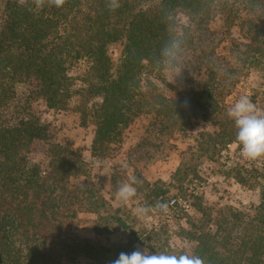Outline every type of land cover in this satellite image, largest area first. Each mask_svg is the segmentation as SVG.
<instances>
[{"label": "trees", "instance_id": "1", "mask_svg": "<svg viewBox=\"0 0 264 264\" xmlns=\"http://www.w3.org/2000/svg\"><path fill=\"white\" fill-rule=\"evenodd\" d=\"M120 4L115 11L106 7V0H66L63 8L45 6L39 11L21 7L18 0L5 5L0 27V264H63L82 255L96 264H112L120 253L131 254L135 247L154 255L188 253L203 264H264V190L258 206L239 211L207 206L202 195L188 187L171 197L164 187L139 183L140 191L150 192L149 206L159 221L137 229L89 185H72L71 179L83 174V161L70 146L52 141L50 126L18 107L17 88L29 85L49 109H65L76 94L68 65L85 60L94 79L88 92L102 99L83 110V117L96 127L94 157L106 156L123 131L145 113H154L161 132L169 134L193 119L213 120L219 130L208 134L206 152L211 158L237 143L234 122L218 111L212 90L186 87L179 91L180 98L148 96L144 71L162 69L166 47L173 41L183 49L194 44L193 39L184 43L192 27L209 25L230 4L264 16V0H120ZM250 41V53L264 57V43L258 37ZM112 44L119 45L117 65L109 55ZM206 57L209 63L216 62L215 51ZM39 149L46 155L45 169L29 158ZM235 179L247 185L245 178ZM157 202L167 204V213L155 208ZM184 206L192 207L197 217L187 225L178 224L173 233L170 223L176 210L186 211ZM82 212L98 216L94 228L98 235L123 231L125 247L113 253L78 240L70 226Z\"/></svg>", "mask_w": 264, "mask_h": 264}, {"label": "rangeland", "instance_id": "2", "mask_svg": "<svg viewBox=\"0 0 264 264\" xmlns=\"http://www.w3.org/2000/svg\"><path fill=\"white\" fill-rule=\"evenodd\" d=\"M7 1L0 0V27ZM229 10H232L231 18L227 15ZM180 20L183 25L189 26L184 16H180ZM192 28L184 43L193 39L194 44L185 49L179 46L177 59L167 68L164 65L162 69L144 71V91L148 96L157 94L180 98L179 91L183 88L202 91L207 87L219 102L218 111L227 118V109L245 95L264 113V57H256L249 50L251 37H258L264 43V16L253 15L247 6L243 8L241 4H230L209 25ZM118 51V44L109 46L114 65L118 64ZM213 51L215 57L212 60L216 62L209 63L206 54ZM68 74L73 79L76 94L65 109H49L29 85L17 88L16 103L42 124L50 126L53 142L70 146L83 161V174L72 178V185H89L137 229L159 221L154 209L147 216H139L135 212L138 207H150V192L140 191L139 183L134 184L137 197L124 204L115 196L120 182L135 179L148 182L151 186L156 184L168 189L171 197H176L183 186L188 187L202 195L207 206L217 205L219 208L248 211L259 205L264 190V158L246 160L241 156L237 143L211 158L212 155L206 152L209 147L208 134L219 130L211 119H193L186 128L169 134L161 132L159 119L154 113H145L135 118L123 131L121 141L112 145L106 156L94 157L91 149L96 127L89 118L83 117V110L101 103L102 99L91 97L88 92L94 79L91 78L87 61L68 65ZM29 158L45 169L44 150L33 152ZM238 175L245 178L247 185L237 182L235 178ZM184 207L185 212L180 213L179 209L175 211L178 216L174 215L169 228L173 233L177 231L178 224L187 225L197 217L192 207ZM180 214L185 220H181L183 216ZM97 220L98 216L94 213H79L70 230L78 240L105 247L113 253L118 247H125L128 239L121 230L111 235L95 233ZM137 249L143 251L139 247H135L134 251ZM63 264L96 262L82 255L74 262L64 260Z\"/></svg>", "mask_w": 264, "mask_h": 264}, {"label": "clouds", "instance_id": "3", "mask_svg": "<svg viewBox=\"0 0 264 264\" xmlns=\"http://www.w3.org/2000/svg\"><path fill=\"white\" fill-rule=\"evenodd\" d=\"M21 7H27L29 11L43 10L45 6L63 8L66 0H18ZM121 6L120 0H106V7L115 11ZM179 43L173 41L164 49L166 68L176 60L179 54ZM227 116L234 122L237 129L236 142L240 148V154L249 161H257L264 158V113H261L248 96H240L236 102L227 109ZM142 183L138 180L131 182H120L117 186L115 196L120 202L127 204L137 197L134 184ZM155 208L167 213L168 206L157 202ZM152 211L151 207H138L135 212L139 216H147ZM112 264H203L202 260L188 253L151 254L147 249H139L131 254L120 253L118 259Z\"/></svg>", "mask_w": 264, "mask_h": 264}]
</instances>
